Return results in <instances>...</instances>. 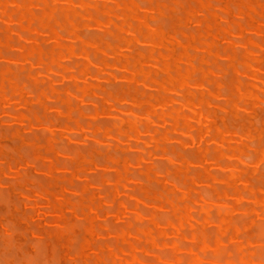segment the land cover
Returning <instances> with one entry per match:
<instances>
[{"label": "bare ground", "instance_id": "6f19581e", "mask_svg": "<svg viewBox=\"0 0 264 264\" xmlns=\"http://www.w3.org/2000/svg\"><path fill=\"white\" fill-rule=\"evenodd\" d=\"M0 106V185L15 171L0 200V239L26 252L22 264L42 263V243L29 234L47 238L48 259L58 248L61 264L85 262L88 250L108 253L93 264H141L140 252L161 249V264H264V116L242 120L264 107L261 1L0 0ZM25 123L44 130L29 135L27 154L6 142L19 141ZM39 161L65 174L20 169ZM164 178L171 186H156ZM16 187L55 211L53 229L28 223ZM97 199L113 220L122 210L134 218L117 231L98 228ZM88 236L99 241L87 245Z\"/></svg>", "mask_w": 264, "mask_h": 264}, {"label": "rangeland", "instance_id": "374dc122", "mask_svg": "<svg viewBox=\"0 0 264 264\" xmlns=\"http://www.w3.org/2000/svg\"><path fill=\"white\" fill-rule=\"evenodd\" d=\"M259 1H261V3H264V1L263 0H259ZM216 3V2H215ZM141 5H143V6H146V3H142L141 2ZM167 25L168 24H166V29L165 30H167ZM177 28H179L180 29V26L179 27H177ZM84 29V28H83ZM82 29V31H83V33L85 32V31H87V33H88V29L87 28H85V29H87V30H83ZM91 30V29H90ZM91 32V34H96V33H93L94 32V30L92 31H90ZM86 33V32H85ZM111 37V36H110ZM106 39L108 40V41H110V40H112V41H110V42H113V39L111 38H109V36L107 37L106 36ZM43 45L45 46V47H50L51 46V41L50 40H48V39H46V38H44V36H43ZM10 53L12 54V53H15V51H13V50H11L10 51ZM8 63H10V61H7ZM145 63H147V62H145ZM228 72L229 71H227V73L226 74H224V80L226 79L225 77H230V75H228ZM229 74H230V72H229ZM228 79V78H227ZM59 83H60V85L61 84H63V83H65V80H62V81H59ZM110 86L113 88V86L114 85H112V84H110ZM115 87V86H114ZM212 88V87H211ZM224 90V89H223ZM221 91V93H222V96L223 95H226V89L224 90V91ZM99 101H101V99L99 100ZM1 107V109H2V107L3 106H0ZM49 106H47L46 108H45V113H48V114H52V110L51 109H48L47 110V108H48ZM256 111H255V113H253V112H249V113H247V114H245V116H244V118H242V120L244 121V122H246V124H247V120H260L259 118L261 117V116H264V112L262 113V111H264V107H262V111L260 110V108H256L255 109ZM260 110V111H259ZM115 114H117V115H120V116H123V115H127L126 113H128L126 110H124V109H122V110H120L119 112L118 111H115L114 112ZM114 113H112L111 115H112V117H111V115H107V116H102V117H100L102 120L104 119V120H109L110 121V119H111V121L112 120H114L115 118L114 117H116V115L114 114ZM262 113V114H261ZM113 114L115 115V116H113ZM252 115V116H251ZM261 115V116H260ZM247 116V117H246ZM258 116H260L259 118H258ZM119 117V116H118ZM106 118H108V119H106ZM247 120H246V119ZM256 118H258V119H256ZM7 119V118H6ZM4 115H3V113H1L0 112V126H1V128H4V129H7L6 128V123L4 122ZM9 119H7L6 121H8ZM242 120H240L241 122H242ZM254 120V121H255ZM10 121V120H9ZM13 122H11V124L13 123V125H9V127H8V129L9 128H11V126L13 127V126H16V124L18 125V123L19 122H17V121H14V120H12ZM14 122H15V124H14ZM103 122H105V121H103ZM228 122V124H230L229 122L230 121H227ZM106 123H107V121H106ZM7 124H10V122H7ZM260 126H261V124L260 123H258ZM258 125V126H259ZM3 129V130H4ZM40 129L38 128V126L36 125V124H34V123H25L24 124V126H23V131H22V135H21V138L19 139V141L18 140H13V139H10V138H8L7 140H6V142H8L7 144L8 145H10V146H12V147H14V148H19L20 149V151L22 152V153H24V154H27V147H26V143H27V139H28V137H29V135L31 136V134H33V133H38V131H39ZM43 130V129H42ZM41 131V130H40ZM39 131V133H43L44 132V130L42 131V132H40ZM186 137V135H180V137L181 138H183V137ZM75 136H73L72 137V139H77V138H74ZM76 137H78V136H76ZM184 137V138H185ZM18 141V142H17ZM74 141V140H73ZM77 141V140H76ZM80 140H78L77 141V143L76 142H74V143H76L77 145H79V147L81 148V149H84L85 148V146H84V148H83V144H82V141L81 142H79ZM15 142L16 143H18V145L17 144H15ZM93 142V141H92ZM91 142V143H92ZM74 143H71V140H63V144H65V145H69V146H71V147H73V148H76V144H74ZM82 144V145H80V144ZM23 146H25L24 148H23ZM20 147H22V148H20ZM78 147V146H77ZM78 148H76V150H77ZM130 153H132V152H130ZM135 153V152H134ZM133 153V154H134ZM62 161H63V158H60ZM160 160H162V158H159V161ZM164 160V159H163ZM161 163H162V161H160ZM22 168H24L27 172H28V174H30V175H33L34 177H40V173L43 171V170H49L50 171V174L53 176V177H61V176H63L64 174H65V172L63 171V169H61V168H57V167H52V166H50L49 164H47V163H45V162H43V161H39V162H36V165L33 167V166H31V165H29V166H21V168L20 169H22ZM95 169V168H94ZM217 169V170H216ZM216 169H213V171L215 172H218V171H220L221 172V175H223V173L224 174H226L228 171H229V169L226 167V168H222V169H218V168H216ZM10 172H9V175H6L5 176V178L3 179V181H2V185H0V187L1 188H3L4 187V189H0V200H3V199H5L6 201H7V197H8V193H7V191H9L8 190V188L5 186L6 185V183H7V177L8 176H11V175H13L14 173H15V171H13V170H9ZM25 171V172H26ZM93 172L95 173V175L93 174V177H95L96 176V170H93ZM215 172V173H216ZM218 174H219V172H218ZM97 175H98V172H97ZM103 175H105V177H109L110 175H112V172H111V169H106V170H104V172H103ZM220 175V174H219ZM99 176V175H98ZM257 177H259V176H254V177H252V179H251V182L253 183V181L255 182V183H257V184H259L260 182H256V180H259ZM99 178V177H98ZM98 178H96V179H98ZM255 180H254V179ZM94 179V178H93ZM79 180H80V176H77L76 177V182L78 183L79 182ZM254 184V183H253ZM257 184H254V185H257ZM156 186H166V187H170L171 186V181H170V179L169 178H164L162 181H160V182H158V184H156ZM204 186V185H203ZM195 189H201V190H206V188L205 189H203V187H200V185L199 184H196V185H194L193 186ZM14 190H17V193H18V197H17V199L22 203V206H21V210H22V213L26 216V218H27V221H28V223L29 224H37L38 222L41 224V228H42V230H44V231H46V232H48L49 230H51V229H53L54 228V225H55V223H53L54 221H53V218H54V216H55V211H53V210H46V209H43V208H41V207H39L38 205H37V203L38 202H40L41 200V196H39L38 194H36V193H30L29 192V190H27V189H22V188H19V187H16ZM4 192V193H3ZM2 194V195H1ZM63 196L64 197H66V196H70V193L68 192V191H66V190H64L63 191ZM6 197V198H5ZM131 199L132 198H130V197H125V203L126 202H128V201H130V204L131 203H133V200L131 201ZM230 201V200H229ZM248 202V201H247ZM246 202V204L248 205V203ZM129 203V202H128ZM128 203H126V204H128ZM96 205L98 206V215H97V218H96V220L93 222V224L95 225V226H97L98 228H106V227H108V228H112L111 230L112 231H117V229L119 230V229H121V228H123L124 226H125V223H124V221H126V223L128 222V221H130V220H132L131 218H134V215L133 214H131V213H128L127 211L125 212L124 210H122V217L123 218H120V219H117V220H113L110 216H109V214L107 213V211H106V209H107V205H106V203L103 201V200H100V199H97L96 200ZM249 205H250V201H249ZM215 206V205H214ZM242 215L241 214H236L235 215V220L236 221H238L239 222V220H240V218L242 219V217H241ZM13 226L15 227V229H17V230H21V227H20V229H19V225H16V224H13ZM116 229V230H115ZM27 241L28 242H30V243H32V244H41L42 243V246H43V249L45 250V253H44V251H43V249H42V251H43V253H42V251L41 252H39L38 254H36V257L35 258H39L38 260L36 259V261H38L39 263L42 261V263L41 264H51L53 261V264H57V262H58V260H59V250H58V248H56V250H55V252L56 251H58V253L56 252V253H54V255L52 256V257H49V259H48V257H47V255H48V253L46 252V248H45V246H44V243L43 242H47V238L46 237H42V238H40V237H35V236H33V235H27ZM99 241V237L98 236H88V237H85L84 238V242L87 244V245H94L95 243H97ZM2 242V240L0 239V243ZM108 243H111L115 248H117V249H119V250H122L123 252H127L128 250H129V245L128 244H125V243H122V242H113L111 239H108ZM4 244H3V242H2V244H0V253H1V255H0V257H1V259H0V263H1V261H2V263L1 264H6L7 262L6 261H13L14 260V258L13 257H16L17 259V262H16V260L15 261H13L14 263H17V264H22L23 263V260L24 259H26V258H28V256L26 257V256H24L25 254H26V252H25V254H23V256L21 255L22 254V252L20 253L19 251H16L15 249H8L9 247H7V246H5V248L6 249H3L4 248V246H3ZM185 245L186 246H191V243L190 242H187V243H185ZM228 246H226V249H227V251L228 252H230V253H232L233 251H232V249H231V246L229 245V244H227ZM234 246V245H233ZM7 249H8V251H10V250H13V251H11V253L9 252L8 253V251H7ZM5 252H4V251ZM164 249H161V252L163 253L164 251H163ZM233 250H235V248H233ZM158 251H160V249L158 250ZM4 252V253H3ZM17 252V253H16ZM23 252V253H24ZM161 252H158L159 254H157V252L155 253V254H157V255H159V256H163V254H160ZM9 255H11V257H5V258H7V259H5L4 258V256H8V254ZM15 254V256H14V254ZM87 255H88V259L85 261V262H83V263H79V264H93L95 261H96V258L98 259V258H102V257H106L107 255H108V253L107 252H99V251H92V250H88L87 251ZM166 253V252H165ZM3 254H6V255H4L3 256ZM12 254H13V257H12ZM42 254H44V255H42ZM185 254V253H184ZM183 254V255H184ZM27 255V254H26ZM37 255H38V257H37ZM56 255L58 256V257H56ZM156 255V257H153V255H152V257H149L147 254H145V252L144 251H142V252H140L139 253V257L141 258V260H142V262H141V264H161V259L159 258V256H157ZM22 256V257H21ZM39 256H41V257H39ZM49 256V255H48ZM155 256V255H154ZM43 257V258H42ZM47 258L50 262H48V260L47 259H45V258ZM5 259L4 261H3V259ZM10 258H12V259H10ZM23 258V259H22ZM9 259V260H8ZM52 259V260H51ZM55 259H58V260H56L55 261ZM44 261V262H43ZM52 261V262H51ZM144 261V262H143ZM56 262V263H55ZM146 262V263H145ZM25 264H28V263H25ZM58 264H61V262L59 261L58 262ZM68 264H77V263H75V259H72V261H69L68 262ZM209 264V263H208ZM210 264H211V262H210ZM213 264V263H212Z\"/></svg>", "mask_w": 264, "mask_h": 264}]
</instances>
